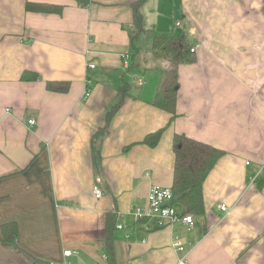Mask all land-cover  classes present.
Here are the masks:
<instances>
[{"label": "crops", "instance_id": "0c3cea01", "mask_svg": "<svg viewBox=\"0 0 264 264\" xmlns=\"http://www.w3.org/2000/svg\"><path fill=\"white\" fill-rule=\"evenodd\" d=\"M140 1L0 0V264H110L108 235L116 264H264V0ZM136 7L143 30L132 39ZM159 35L196 49L178 67L175 116L153 102L171 65L152 50ZM50 81L70 86L55 92ZM176 133L225 152L192 227L133 213L153 185L172 187ZM8 222L13 245L3 242Z\"/></svg>", "mask_w": 264, "mask_h": 264}, {"label": "trees", "instance_id": "16d2710c", "mask_svg": "<svg viewBox=\"0 0 264 264\" xmlns=\"http://www.w3.org/2000/svg\"><path fill=\"white\" fill-rule=\"evenodd\" d=\"M143 0L140 1V4ZM88 3V2H87ZM86 3V4H87ZM138 6V5H137ZM28 10L33 11H59L62 9L58 5H49L36 2H28ZM134 25L136 32L132 33V39L140 30H143V19L139 7L134 10ZM152 50L157 55L170 61V68L164 70L160 76L154 104L162 108L173 116L176 115V106L178 91L180 87L178 67L182 63L193 62L195 54L191 51V46L185 36H155L152 42ZM132 56V55H131ZM32 73H26L24 79L36 78ZM125 83L121 87V96L117 98V104L113 107L110 114H114L123 103L129 87ZM68 82L50 81L47 87L51 91L64 92L68 90ZM163 131L159 130L148 135L145 142L151 146H156L162 136ZM99 135V134H98ZM175 152L174 180L171 187L174 193V203L181 207L182 213L203 214L204 213V194L203 186L208 175L216 163L225 155V152L211 144L198 141L186 134L176 133L173 140ZM96 156L99 159V146L95 147ZM3 242L8 245L16 244L17 225L14 222H8L3 225ZM107 259L110 264H116L112 236L107 239ZM31 264H54L48 261L34 258ZM69 264V263H65Z\"/></svg>", "mask_w": 264, "mask_h": 264}, {"label": "built area", "instance_id": "2783aa9c", "mask_svg": "<svg viewBox=\"0 0 264 264\" xmlns=\"http://www.w3.org/2000/svg\"><path fill=\"white\" fill-rule=\"evenodd\" d=\"M195 48H191L192 52H195ZM128 55H124V63L129 66V60ZM91 68L95 67V64H90ZM138 83L142 84V79H137ZM91 83L92 81L90 79L87 80V88L85 92V97H88L91 93ZM36 123V120L30 119L29 124L34 125ZM247 163H250L249 161ZM261 170H264V163L261 166ZM256 179L254 178L252 180L253 183H255ZM93 192L96 198H101L103 196L102 189L97 185L93 188ZM220 208L223 211H227V205L222 204ZM133 213L138 220L146 219L151 224H155V226H164V225H170L174 226L176 224H185L190 227L194 226L195 219L194 215L192 213H182L180 209L177 207V205L174 203V193L171 188H165L161 187L159 185H153L150 189L148 198H147V204L145 207H135L133 209ZM121 228L122 225H119ZM174 246H176L178 251H184L185 247L183 246L181 240L177 236L174 241ZM65 255H72L73 252L71 250H65ZM59 264H65V263H59ZM177 264H189L186 260V257L179 258Z\"/></svg>", "mask_w": 264, "mask_h": 264}, {"label": "rangeland", "instance_id": "374dc122", "mask_svg": "<svg viewBox=\"0 0 264 264\" xmlns=\"http://www.w3.org/2000/svg\"><path fill=\"white\" fill-rule=\"evenodd\" d=\"M256 4H258V3H256ZM177 25L180 26V25H181V22H177ZM178 37H179V36H178ZM191 48H192V47H191ZM127 55H128V56H127V57H128V60H129V62H130V64H131L132 60H131V54H130V52L127 53ZM130 64H129V65H130ZM137 84L140 85V86L143 85V84L138 83V81H137ZM174 248L178 249L176 246H174Z\"/></svg>", "mask_w": 264, "mask_h": 264}]
</instances>
